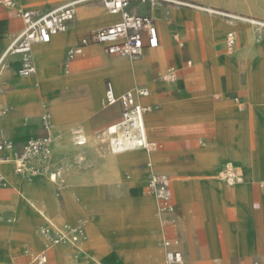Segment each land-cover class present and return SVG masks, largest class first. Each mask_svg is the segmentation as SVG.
Listing matches in <instances>:
<instances>
[{
	"label": "crops",
	"instance_id": "crops-1",
	"mask_svg": "<svg viewBox=\"0 0 264 264\" xmlns=\"http://www.w3.org/2000/svg\"><path fill=\"white\" fill-rule=\"evenodd\" d=\"M68 1L72 0H18V4L48 9ZM184 1L264 20V0ZM131 8L137 14L152 15L160 36V45L146 49L139 58L112 55L104 45L92 44L71 61L68 73L60 77L68 51L83 35L120 20L101 2L99 6L80 4L67 31L58 33L49 43L33 45L35 60L34 47L44 51L40 62L42 87L37 77L29 78L35 74H19L20 54L8 55L5 60L0 71V108L12 111L3 117L10 119L4 123V130L0 129V138L17 144L33 137L39 126L38 106L43 100L54 102L58 108L54 119L59 131L91 129V115L99 109L96 91H103V97L106 81L110 80L118 95L138 86L149 89V96L138 100L151 106L145 122L148 137L156 145L152 152H111L104 157L103 166L89 173L87 183L74 177L61 196L48 178L41 177L33 186H27L28 180L18 175L12 164L19 176V191L16 187L0 191V204L7 210L6 218L16 221L18 232L25 233L34 226L42 246H16L14 259H9L5 249V264H35L25 251L37 253L44 249L40 226L47 222L75 224L85 218L89 219V227L82 246L62 244L59 254L54 246L48 251L49 264H148L158 259L165 264V238L179 240L185 264H216L211 260L221 252L232 257L235 264L255 260L264 264V41H256L250 23L238 21L232 25L220 15L194 5H152L132 0ZM23 28L18 9L0 5V58ZM230 30L238 34L233 52L225 43ZM36 65L38 72L37 60ZM170 67H175L177 75L172 82L162 78ZM34 84L39 89L28 93L36 97L37 104L29 108L21 98ZM75 84H84L88 97L64 101L65 88ZM104 109L102 117L110 125L121 120L120 104ZM76 131L86 137L83 130ZM52 134L55 138L54 129ZM229 163L241 171L240 183L230 185L219 177ZM151 171L170 177L176 208L174 225L162 220L157 199L148 192ZM0 172L6 176L2 168ZM76 193L78 199L73 198ZM70 199L74 202L70 213L75 221L65 216ZM29 200L42 205L53 218L46 212L41 215ZM8 204L11 209L6 208ZM2 236L10 240L13 231ZM0 264L4 263L0 260Z\"/></svg>",
	"mask_w": 264,
	"mask_h": 264
},
{
	"label": "built area",
	"instance_id": "built-area-1",
	"mask_svg": "<svg viewBox=\"0 0 264 264\" xmlns=\"http://www.w3.org/2000/svg\"><path fill=\"white\" fill-rule=\"evenodd\" d=\"M87 0H72L64 2L48 9L19 7L18 0H0V5L8 8H17L18 14L24 22V28L12 40L11 44L0 58V71L4 67L8 55L20 54L22 66L19 74L24 77L36 72V64L33 55L35 43H49L58 33L69 29L76 16V10L80 4ZM107 12L119 15L120 20L112 25L102 27L86 35H83L78 44L68 51L67 69L70 63L84 49L92 44H102L107 53L136 59L141 57L146 49L157 48L160 45L159 31L152 15H140L132 11V0H100ZM143 3L150 2L157 5L161 2L170 5L191 6L184 0H140ZM230 24L245 21L253 26L256 41H264V20L238 15L227 11H215ZM238 42V34L230 30L226 35V48L233 52ZM163 80L172 82L176 80V69L170 67L162 75ZM2 86L0 84V93ZM146 86H138L118 95L112 81H106L105 93L102 99L104 107L120 104L122 107L121 120L110 125L99 133L98 138L107 142L115 153L125 152L131 149H144L152 152L156 149L155 142L147 134L145 113L151 106L144 105L138 99L149 96ZM10 108H0V117L10 113ZM44 134L30 138L21 152H15V158L10 159L6 151L13 150L15 144L9 143L6 138H0V162H12L15 172L28 179L39 173H47L53 177V182L64 186L66 179L62 167L52 162L54 137L52 135L53 124L49 111L41 116ZM75 144L78 146L87 143L86 137L81 131L74 133ZM222 179L230 185L242 181L243 175L238 167L227 164L223 169ZM6 177L0 172V187H5ZM148 192L157 199L158 213L162 220L170 225L176 223V208L173 203L170 177L161 172L151 171L147 184ZM39 232L45 240L43 250L32 253L26 250L25 254L32 256L35 264H49L48 251L56 244L78 246L86 237L85 221L80 220L75 224H56L47 222L40 226ZM165 252V264H185L183 252L179 248V240L165 238L162 241ZM81 253L78 252V256Z\"/></svg>",
	"mask_w": 264,
	"mask_h": 264
},
{
	"label": "rangeland",
	"instance_id": "rangeland-1",
	"mask_svg": "<svg viewBox=\"0 0 264 264\" xmlns=\"http://www.w3.org/2000/svg\"><path fill=\"white\" fill-rule=\"evenodd\" d=\"M188 3L196 6L199 9L207 8L204 6L195 5V3H192V2L191 3L188 2ZM82 4L83 5H97V6H99L101 4V1L100 0H87V1L83 2ZM22 7L25 8V6H22ZM35 56H36V54H35ZM36 60L38 63V71L39 72H37L35 75H33L32 78L37 77V80H39V82H38L39 86L42 87L43 86L42 85L43 83L41 82L42 67L40 65L41 60L38 59L37 56H36ZM87 66L88 65H86V68H87ZM62 70H63V72H62ZM67 73L68 72L66 71L65 61H64L63 65H62V69H61V76H64ZM39 86L37 84L36 85L34 84L33 88L35 90H38ZM45 86H46V83L44 81V88H45ZM83 86H84V84H82V85L75 84V85H71L69 87H66L63 94H62L64 101L77 102V101L85 100L88 97V93L83 89ZM102 94H103V91H101V90H99V92L96 93V96H97L96 97V104H98L99 109L96 110L95 114L91 115L92 122H93V126L91 129H84V128L79 127V128H73L68 132L59 131L58 122H56L54 119V115L56 114V111L58 108L55 106L54 102L49 101V100H45V101L43 100L42 102H40V105H39L40 109L38 106L39 126L33 131V137L44 134L41 116L46 111H49L50 115H51V121H52V124L54 127L53 129L55 131L54 148H53V153H52V162H53V158L56 159L57 162L55 161L53 163L55 165L62 167V170L64 172V176L66 179L65 185L62 186L63 188L61 186L55 184V188H56V192H57L58 196H61L62 191L66 192L65 188L70 185V181H72V178H74V177H78V178L80 177L82 179V181L84 180L85 183H87V181H88L87 176L89 175V173L91 171H93L94 169H96V168L99 169L101 166H103L104 165V162H103L104 157L108 154H111V152H112L109 144L107 142H103L102 140H100L98 138L99 133L106 130L108 125H110V122L107 120H104V118L102 117V113L106 110L101 105ZM22 99H23V97L21 98V102H22ZM36 104H37V101H36L35 105ZM11 111H12V109H11ZM52 116H53V118H52ZM9 119H10L9 117H7V118L2 117L1 118V120L4 123L7 122ZM4 128H5V126L3 124V127H1L0 129L4 130ZM76 129L83 130V133L86 135L87 143L85 145H82V146L75 145L73 133ZM30 138H32V137H30ZM28 140H26L22 143L15 144L14 149L9 150L10 154H8V156L10 157V159L15 158V152H21L22 151L24 145L26 144V142ZM131 153H133V152H129L127 154H122V155H128ZM12 164L13 163L10 161L5 162V163H3L2 167H1L3 169V171L5 172L6 176L8 177V183L5 187H0V191H3V190H6L8 188L13 187V185L11 183L12 179L7 174L8 170L12 171L15 174L13 167H12ZM229 164H232V163H229ZM222 171L219 174V177L221 179H222V175H221ZM37 176H42L44 178L49 179V175L47 173H40L38 175L32 176V178L34 179ZM44 180H46V179H44ZM117 183H118V181H117ZM17 191H19V189H17ZM38 196L41 199H44L43 196H41V195H38ZM73 198L78 199L79 194L78 193L74 194ZM45 200L46 199H44V201ZM29 201H30V204L32 205V207L35 208L41 215L44 216L45 215L44 212H46L47 215H49L50 217L53 218V216H51L46 211V209H44V207L42 205L39 207L35 201H33V200H29ZM73 203L74 202L72 201V199H70L68 202V206L71 207L73 205ZM7 207H9L11 209L12 206L10 204H8L6 206V208ZM6 211L7 210L4 211L2 205L0 204V215L6 216L5 215V214H7ZM55 213H56V211L53 210L52 214L55 215ZM65 216L68 219H70L71 221L77 220L76 218H73V216L71 215L70 212H69V214L65 213ZM9 218H11V217H9ZM12 219H14V218H12ZM85 220L87 222V229H88L89 219L85 218ZM83 221H84V219H83ZM4 226L7 228H3ZM39 226H40V224L38 225V227ZM38 227H37V229H38ZM9 230L13 231V236L11 237L10 240H7L2 235H5V233H7V231H9ZM21 244H26V245L34 248V249H37V248L42 246V240H41L40 236L37 234L36 228L34 226H29V228L27 229V232L24 233V232H18L17 231L16 221L0 223V260L4 264H5V261L3 260L4 252H5L4 250L5 249L8 250L9 259H11V258L14 259V253H15L14 249L16 246H19ZM56 248H58V246ZM128 258H130L129 255H128ZM226 261H228L227 264H235L234 259L232 257L230 258L229 256H227L226 252H221L219 257H216V258L211 260V263L215 262L216 264H226ZM152 262L153 261H151L148 264H153ZM156 264H161L159 259L156 262ZM250 264H263V263L255 260V261H252Z\"/></svg>",
	"mask_w": 264,
	"mask_h": 264
},
{
	"label": "bare ground",
	"instance_id": "bare-ground-1",
	"mask_svg": "<svg viewBox=\"0 0 264 264\" xmlns=\"http://www.w3.org/2000/svg\"><path fill=\"white\" fill-rule=\"evenodd\" d=\"M202 8V7H201ZM203 10H205V11H208V12H211V13H215V11L216 10H214V9H211V8H202ZM110 15V14H109ZM117 16V15H116ZM88 22V21H87ZM78 30V29H77ZM62 35V34H61ZM44 46V45H43ZM34 53L36 54V56L38 57V59H40V60H42V58H43V56H44V51H38L37 49H36V46L34 47ZM34 61H35V64H36V60H35V57H34ZM65 68H66V71L68 72V69H67V63L65 62ZM40 69V68H39ZM36 72H37V65H36ZM36 72L34 73V74H36ZM39 72V71H38ZM62 72H63V70H62ZM60 77H62V76H60ZM30 79L32 78V77H29ZM68 78V77H67ZM23 80H25V79H23ZM26 90H27V93L23 96V99H22V102L24 103V104H28L29 105V108L30 107H33L34 105H35V103H36V97L34 96V95H30L28 92L29 91H32V90H35L34 88H33V86H29V87H27L26 88ZM99 92V90L98 91H96V93H98ZM3 93L1 92L0 93V95H2ZM104 96V95H103ZM2 99V96L0 97V100ZM102 99H103V97H102ZM102 99H101V105H102ZM103 106V105H102ZM103 108H104V106H103ZM11 110V109H10ZM1 118L2 117H0V128L1 127H3V124H4V122L1 120ZM52 118H53V116H52ZM9 143H13V142H10V141H8ZM135 150H139V149H131V150H128V151H125V152H120V153H117V154H127V153H129V152H134ZM143 150V149H142ZM8 152V150L6 151V153ZM113 152V151H112ZM113 153H115V152H113ZM3 163H5V162H0V164L2 165ZM2 167V166H1ZM8 167V166H7ZM9 168V167H8ZM1 169V168H0ZM7 174L10 176V178L12 179V181H11V183H12V185H13V187H16L17 189H19L18 188V185L16 184V179L17 178H19L18 176H16L12 171H10V170H8L7 171ZM40 174V173H39ZM36 175H38V174H36ZM6 177V176H5ZM41 177L42 176H37L36 178H32V177H30V178H28L27 180H28V184H27V186H33L34 185V183L36 182V180H40L41 179ZM44 179H46V178H44ZM53 177H51V176H49V181H51L52 183H53ZM241 182V181H240ZM7 183H8V179H7V177H6V185H7ZM27 183V182H26ZM5 185V186H6ZM62 187V186H61ZM63 188V187H62ZM21 189V188H20ZM23 189H24V187H23ZM63 190V189H62ZM30 193H32V191H29ZM70 208L71 207H67V209H66V211H65V213L66 214H69V212H70ZM59 209V208H58ZM54 211H56V209L54 210ZM83 220V219H82ZM15 220H9V219H7L6 218V216H4V215H0V223H3V222H14ZM84 221H85V224H86V229H87V222H86V220L84 219ZM95 234V233H94ZM84 240H82V242H83ZM82 242L79 244V246L81 247L82 246ZM59 245H62V244H56L55 245V247L56 246H58V248H56L55 249V251L56 252H58V254H59V251H60V249H61V246H59ZM60 256V255H59ZM153 264H156V262H152Z\"/></svg>",
	"mask_w": 264,
	"mask_h": 264
}]
</instances>
